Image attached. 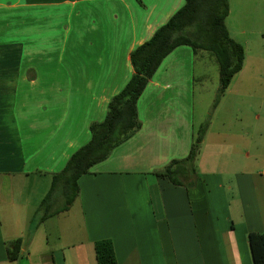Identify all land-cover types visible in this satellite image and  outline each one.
Masks as SVG:
<instances>
[{
    "label": "crops",
    "instance_id": "obj_1",
    "mask_svg": "<svg viewBox=\"0 0 264 264\" xmlns=\"http://www.w3.org/2000/svg\"><path fill=\"white\" fill-rule=\"evenodd\" d=\"M228 1L244 64L209 114L193 184L155 174L196 137L197 54L181 45L138 100L141 128L78 179L68 211L41 223L53 174L131 78V52L184 0H0V264H98L101 239L118 264H253L248 234H264V118L247 129V110L263 109L264 0ZM72 212L74 229H64L60 216ZM19 237L12 261L6 242Z\"/></svg>",
    "mask_w": 264,
    "mask_h": 264
},
{
    "label": "trees",
    "instance_id": "obj_2",
    "mask_svg": "<svg viewBox=\"0 0 264 264\" xmlns=\"http://www.w3.org/2000/svg\"><path fill=\"white\" fill-rule=\"evenodd\" d=\"M229 10L228 0H184L183 6L149 40L131 52V78L110 99L105 118L90 124V140L70 156L62 170L53 174L51 187L37 209V213L42 212L39 222L68 211L78 196V179L141 128L138 100L161 62L178 46H190L196 54L201 50L208 51L216 57L220 86L214 108L217 106L233 77L241 71L245 58L243 45L230 35L226 26ZM209 119L194 138L189 154L156 170V175L177 185L193 184L194 181L188 180L190 174L195 173L194 163L209 127ZM57 190L61 191L64 202L55 209ZM247 239L253 264H264V234L253 231ZM22 242L21 237L6 242L10 260L21 256ZM95 251L98 264H118L110 239L96 241Z\"/></svg>",
    "mask_w": 264,
    "mask_h": 264
},
{
    "label": "rangeland",
    "instance_id": "obj_3",
    "mask_svg": "<svg viewBox=\"0 0 264 264\" xmlns=\"http://www.w3.org/2000/svg\"><path fill=\"white\" fill-rule=\"evenodd\" d=\"M233 4V12H232V18L228 20V26L231 29L232 32H234L233 29V23H231V20L237 19L239 13L237 12V8ZM264 5V2H263ZM262 13L260 18H262V21L264 22V12L260 10ZM238 39H242L239 35H236ZM264 68V67H263ZM195 74H196V81H195V89H194V128H195V136H197L201 126L208 120L209 114L213 113L214 110V103L216 102L217 98V92L216 88L220 85V79H219V65L216 60V57L208 51L201 50L197 53L196 61H195ZM261 88L264 86L263 84L260 85ZM258 87V85H257ZM260 88V89H261ZM264 93V89L262 90ZM260 95V93H259ZM263 98V109L262 111H259L258 109H255L254 111L247 110V129H251L250 125H252L254 115L258 112H261L262 117L264 118V97ZM211 112V113H210ZM264 130V127H263ZM251 132V131H250ZM63 199L61 195V191L57 190L55 192V201H54V208H58L61 204H63ZM74 211V210H73ZM42 215V212H38L35 217V222L39 221L40 217ZM61 217V223L64 226V229L67 228V226L70 229H74V223H73V212L72 214L65 215L66 219ZM70 217V218H69ZM51 224L45 225V230L51 231Z\"/></svg>",
    "mask_w": 264,
    "mask_h": 264
}]
</instances>
